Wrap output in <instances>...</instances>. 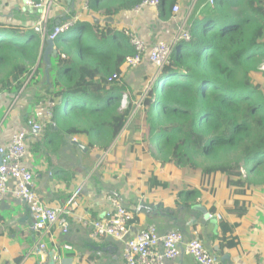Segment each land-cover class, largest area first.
Returning <instances> with one entry per match:
<instances>
[{"label": "trees", "instance_id": "obj_1", "mask_svg": "<svg viewBox=\"0 0 264 264\" xmlns=\"http://www.w3.org/2000/svg\"><path fill=\"white\" fill-rule=\"evenodd\" d=\"M142 1L89 0V8L113 18ZM176 2L161 0L160 13L171 16ZM198 8L188 27L191 40L179 44L149 91L147 79L138 92L125 83L127 58L136 53L128 30L75 20L54 41L52 116L41 143L86 136L88 151L105 153L116 139L126 143L135 118L137 145L149 143L159 154L150 191L168 187L157 174L162 170L196 173V181L180 175L188 187L180 195L190 209L201 196L193 187L226 178L233 203L220 220V237L238 249L236 229L248 215L253 190L264 188V0H213ZM46 48L37 31L1 25L0 93L20 91L27 80L33 84ZM199 159L211 164L201 166Z\"/></svg>", "mask_w": 264, "mask_h": 264}, {"label": "crops", "instance_id": "obj_2", "mask_svg": "<svg viewBox=\"0 0 264 264\" xmlns=\"http://www.w3.org/2000/svg\"><path fill=\"white\" fill-rule=\"evenodd\" d=\"M208 1L177 0L175 5L180 6L181 12L174 14L172 10L168 17L160 13L159 6L104 18L91 14L90 8L81 12L85 0H54L49 23L64 24L77 17L76 20L92 24L124 28L130 37L133 33L143 40L146 51L140 63L124 68L125 83L130 86L134 79L151 81L159 76L160 71L149 58L151 49L159 42L175 41L182 30L188 29L198 5L201 4L198 9L202 10ZM37 18L38 12L28 8L24 0H0V26L30 28ZM55 54L57 51L50 56L49 63ZM48 70L44 62L33 84L28 85L27 80L20 91L0 93V147L7 146L14 134L26 132L27 153L23 163L34 173V188L43 203L54 209L77 204L68 215V233L60 227L34 230L29 208L14 195L15 181L12 180L0 203V264H123L127 240L151 225L161 235L179 230L186 241L198 237L222 264H264V188L253 190L248 215L236 229L239 248H229L220 237L221 221L204 219L205 213H212L221 214L224 220L226 209L232 206V187L227 185L226 178H211L193 187L200 188L201 196L186 209L180 192L188 187L179 174L158 172L160 180L169 182L168 187L149 190L147 182L154 176L150 171L158 168V162L148 143L137 145L138 135L135 142L125 144L116 139L105 153L88 151L86 136L60 140L55 145L41 143L44 134L35 137L28 121L34 118L45 126L50 122L47 106L52 76ZM132 129L139 133L135 127ZM132 129L128 127L126 134ZM124 146L128 149L126 153L122 152ZM111 196L119 198L132 214L128 236L122 240H96L91 236V228L83 222L106 214L111 209ZM229 221L233 223V216ZM41 245L46 246L44 251H40ZM165 264L197 263L183 252Z\"/></svg>", "mask_w": 264, "mask_h": 264}, {"label": "built area", "instance_id": "obj_3", "mask_svg": "<svg viewBox=\"0 0 264 264\" xmlns=\"http://www.w3.org/2000/svg\"><path fill=\"white\" fill-rule=\"evenodd\" d=\"M54 0H24L28 8L38 12L36 22L29 28L30 30L40 29L43 38L55 41L58 36L67 32L74 21L56 25L50 31L48 29L50 12ZM212 4L213 0H209ZM89 0H85L83 12L89 10ZM161 0H143L134 10L140 11L145 7L158 8ZM173 13L181 12L180 6H173ZM191 35L189 29H184L171 43L159 42L151 49L149 58L158 68L161 74L162 69L170 63L175 48H180L181 42H189ZM131 44L135 49V55L128 57L127 67H135L142 59L146 51V44L139 37L131 33ZM158 74V75H159ZM127 104V95L123 96V105ZM48 104V115L51 116V107ZM29 126L35 137L44 133L45 125L38 123L34 118L28 121ZM26 132L14 134L11 142L7 146L0 147V203L3 201L9 187V183L14 180V195L17 199L24 202L32 215L34 230L40 231L53 227H60L64 233L69 232L68 215L73 211V202L71 206L64 209H54L46 206L41 197L37 194L34 183V173L24 165V159L27 153ZM111 209L103 216L95 220H88L83 224L91 228V236L94 239L113 238L122 240L128 236L129 223L132 220V214L124 206L119 198L112 197ZM221 214L206 213L205 221L213 219L221 220ZM45 245L39 247L44 251ZM186 252L191 255L197 264H222L221 260L211 253L203 242L195 237L189 241L185 240L183 232L174 230L161 235L156 226L151 225L138 232L134 237L127 240L124 250L123 264H165L168 260H174Z\"/></svg>", "mask_w": 264, "mask_h": 264}, {"label": "rangeland", "instance_id": "obj_4", "mask_svg": "<svg viewBox=\"0 0 264 264\" xmlns=\"http://www.w3.org/2000/svg\"><path fill=\"white\" fill-rule=\"evenodd\" d=\"M176 51H177V48H175V53H176ZM154 81L155 80H152L151 79V81H148L145 85H143V87L146 89V91H149L150 89H151V87L153 86V83H154ZM141 87H142V83H141V81L140 82H137V80H132V82H131V85H130V88H133V90H135V91H139V90H141ZM129 95V94H128ZM128 95H127V104L125 105V106H127L128 105V99H129V97H128ZM139 105V104H138ZM47 108H48V106H47ZM52 116V115H51ZM51 116H49V118L51 119ZM135 118H131L130 120H129V123H128V125H127V128L129 127L130 129H132L133 128V126H134V123H135V120H134ZM136 135H138V137H139V133H135L134 131H133V129H132V131H131V133L130 134H127V139H126V141H130V142H135V136ZM148 145H149V143H148ZM150 146V145H149ZM124 150L122 151V152H128V149L126 148V146H124ZM151 146L149 147V150H151L152 149V152H153V156H154V159H156V161L157 162H159L158 161V159L157 158H155V156H158L159 154H157L156 153V150L152 147L151 149ZM130 160H128L127 162L128 163H130L129 162ZM198 162H199V164L201 165V166H204V165H210L211 163L209 162V163H204V161L202 160V159H199L198 160ZM133 164V163H132ZM178 171V169H176L175 170V173L176 174H179V175H181V176H183V177H186V178H188V179H190V180H198L199 179V175L198 174H196V173H191V174H189V173H185V172H181V173H178L177 172ZM243 174H244V176L246 175L245 174V172L243 171ZM113 196H111V198H112ZM206 214V213H205ZM204 214V215H205Z\"/></svg>", "mask_w": 264, "mask_h": 264}, {"label": "water", "instance_id": "obj_5", "mask_svg": "<svg viewBox=\"0 0 264 264\" xmlns=\"http://www.w3.org/2000/svg\"><path fill=\"white\" fill-rule=\"evenodd\" d=\"M36 31L38 33H40L41 30L37 29ZM55 52L56 51H55V48H54V42L50 41V40H47V50L43 53V61L47 63L48 68L50 67L49 58Z\"/></svg>", "mask_w": 264, "mask_h": 264}, {"label": "clouds", "instance_id": "obj_6", "mask_svg": "<svg viewBox=\"0 0 264 264\" xmlns=\"http://www.w3.org/2000/svg\"><path fill=\"white\" fill-rule=\"evenodd\" d=\"M88 5H89V3H88ZM81 12H83V11H81ZM76 18H77V17H76ZM76 18H74V19H71V20H69V21H75V20H76ZM69 21H68V22H69ZM61 24H63V23H61ZM49 25H50V23H49ZM49 25H48V29H49ZM58 25H60V24H58ZM26 30H30V29H29V28H26ZM31 30H32V29H31ZM36 30H37V29H36ZM36 30H34V31H36ZM49 30H50V29H49ZM51 30H52V29H51ZM51 30H50V31H51ZM69 30H70V29H69ZM69 30H68V31H69ZM68 31H67V32H68ZM64 33H65V32H64ZM39 34H41V36H42V32H41V31H40V33H39ZM42 38H43V36H42ZM43 39L47 41V39H45V38H43ZM53 42H54V41H53ZM54 48H55V47H54ZM177 49H178V48H177ZM55 50H56V49H55ZM173 53H175V50H174V52H173Z\"/></svg>", "mask_w": 264, "mask_h": 264}]
</instances>
